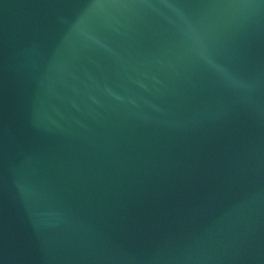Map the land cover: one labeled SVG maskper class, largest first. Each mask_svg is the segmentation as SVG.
<instances>
[{
  "label": "water",
  "instance_id": "water-1",
  "mask_svg": "<svg viewBox=\"0 0 264 264\" xmlns=\"http://www.w3.org/2000/svg\"><path fill=\"white\" fill-rule=\"evenodd\" d=\"M0 264H264V0H0Z\"/></svg>",
  "mask_w": 264,
  "mask_h": 264
}]
</instances>
